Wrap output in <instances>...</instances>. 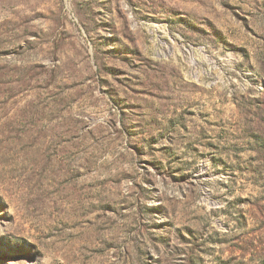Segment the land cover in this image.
<instances>
[{
    "label": "rangeland",
    "instance_id": "374dc122",
    "mask_svg": "<svg viewBox=\"0 0 264 264\" xmlns=\"http://www.w3.org/2000/svg\"><path fill=\"white\" fill-rule=\"evenodd\" d=\"M0 264H264V0H0Z\"/></svg>",
    "mask_w": 264,
    "mask_h": 264
}]
</instances>
